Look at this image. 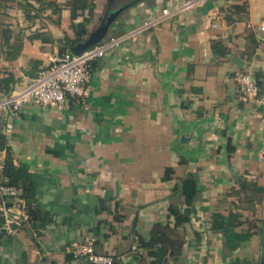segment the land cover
<instances>
[{
  "label": "crops",
  "instance_id": "crops-1",
  "mask_svg": "<svg viewBox=\"0 0 264 264\" xmlns=\"http://www.w3.org/2000/svg\"><path fill=\"white\" fill-rule=\"evenodd\" d=\"M6 1L0 79L13 84L0 94V135L29 175L42 221L32 234L30 226L0 229V264H88L71 255L89 242L119 264H151L144 252L136 258L135 233L173 228L171 207L188 222L176 228L180 254L164 264H264V109L240 101L235 81L252 72L264 83V0H135L108 37L158 22L93 62L81 102L29 104L11 119L4 102L59 53L58 40L75 36L62 6L70 0H15L36 9L33 19ZM92 1L87 31L107 11L106 0ZM186 177L196 180L190 202L180 192ZM11 216L23 218L16 208Z\"/></svg>",
  "mask_w": 264,
  "mask_h": 264
},
{
  "label": "built area",
  "instance_id": "built-area-1",
  "mask_svg": "<svg viewBox=\"0 0 264 264\" xmlns=\"http://www.w3.org/2000/svg\"><path fill=\"white\" fill-rule=\"evenodd\" d=\"M163 16L168 15L166 10L162 11ZM158 20L145 22L138 29L118 37H108L99 44L92 46L79 55H73L69 50L57 53L51 58L48 64L40 69L36 76L26 85L24 89L14 93L4 106L8 111V117L15 118L29 104L61 109L68 99L81 102L86 93V85L91 75V63L100 59L111 49L117 47L121 42L126 41L135 34L150 29ZM258 30L264 33V18L257 26ZM235 81L238 87L240 101H255L264 109V83L252 72H240L236 75ZM11 124L6 125V131L10 132ZM0 158V168H1ZM19 191L14 187L0 186V209L5 218L3 228L10 231L12 221L9 216L13 210L19 209L21 217L25 218L20 210ZM5 198L12 199L10 205ZM75 258H82L88 264H110L109 257L96 254L89 242L79 247L73 253Z\"/></svg>",
  "mask_w": 264,
  "mask_h": 264
},
{
  "label": "trees",
  "instance_id": "trees-1",
  "mask_svg": "<svg viewBox=\"0 0 264 264\" xmlns=\"http://www.w3.org/2000/svg\"><path fill=\"white\" fill-rule=\"evenodd\" d=\"M22 4L23 3H19L17 7L21 9L23 13H25V16H27L26 18H35V15H31V12H35L36 9L30 3L25 2L24 5ZM67 4L69 10V19L71 21V28L75 38L71 40L65 35L62 39L58 40V43L62 44V46L59 48V53H63L69 50V47H72L76 43L83 40V38L87 35L86 26L90 23L93 15V10L95 8L92 0H70ZM49 6H51V10L54 13H56L57 10H60L53 4H49ZM84 12H87L86 16L83 17L80 22L75 23L79 14ZM3 36L4 35H2V37ZM5 39L9 40V37H5ZM14 43L15 41L12 43V45L8 44V42L6 43L5 53L9 54V50L11 48L14 49ZM93 62L91 63V72ZM12 84L13 81H10L8 77L5 79H0V94L8 97L12 92ZM1 151H4V158L1 161L0 186L14 187L19 191L18 196L21 201L19 207L25 215V219H15L12 216H9V219L12 221V226L14 227V229H23L30 226L29 228L31 230H29V232L32 234V230L34 231L37 229L38 225L40 226L42 216L41 213H39L38 209L33 206V204L30 203L28 199L31 193L29 175L25 169H22L21 167H18L14 164L12 153L7 148L4 135H0V152ZM168 173L170 174V171L167 172L166 178H169ZM245 187L247 186L242 183L241 189H244ZM250 187L254 189V185H250ZM195 188L196 180L193 177H186L181 183L180 192L184 196L186 202H190L192 195L195 192ZM11 200L12 199L5 198V201L8 202L7 205H10ZM102 203L103 201L100 202V204ZM169 214H171L175 218V224L173 228H170L168 225L163 226L161 224H155L151 227L150 231L145 237H142L141 235L135 233V236L137 238L135 246V251L137 252L136 258L142 257L139 256L138 253L144 252L145 256L150 260L151 264H164L166 258L170 255L174 258V260L177 259L178 255L181 252V242L177 238L176 228L180 224L188 222V218L181 215L174 207H171L169 209ZM113 220L118 221L119 219L117 217H114ZM4 223L5 218L0 209V229H2ZM71 256L73 257V255ZM109 258L111 259L110 264L120 263L115 257Z\"/></svg>",
  "mask_w": 264,
  "mask_h": 264
},
{
  "label": "water",
  "instance_id": "water-1",
  "mask_svg": "<svg viewBox=\"0 0 264 264\" xmlns=\"http://www.w3.org/2000/svg\"><path fill=\"white\" fill-rule=\"evenodd\" d=\"M130 6H131V4H127V5H124L123 7H120L118 10L111 12L110 14H105L103 19L100 21L99 26L94 31L88 33V35L86 37H84L82 41H80V42L76 43L74 46L70 47L69 51L73 55H79L83 51H85L86 49H88L92 46H95V45L99 44L101 41H103L104 39H106L109 35L111 27L116 24L115 22L118 19L119 15L124 10L129 8ZM232 61L239 66L241 64L240 61L236 57H233ZM181 141H183V138L181 139ZM230 172H231V169H230ZM137 214L138 213L135 214V218H134L133 223H132V233H133V229H134L135 224H136ZM259 241H260V248H261L260 260H261V262H263V260H264V237H263V233L261 231L259 232Z\"/></svg>",
  "mask_w": 264,
  "mask_h": 264
},
{
  "label": "rangeland",
  "instance_id": "rangeland-1",
  "mask_svg": "<svg viewBox=\"0 0 264 264\" xmlns=\"http://www.w3.org/2000/svg\"><path fill=\"white\" fill-rule=\"evenodd\" d=\"M8 1H10V2H8L7 3V1H6V3H1V4H3L4 6L5 5H8V7H11V6H13V7H16V5H18L19 3H23L22 5H24L25 4V2H21V1H18V2H16L15 0H8ZM120 2L118 3V4H121V3H124V2H126L127 0H119ZM67 3L65 2L62 6H65V7H67ZM8 13H9V15H8V22H9V25L11 24V22L13 23V21H14V19H15V15H16V11H15V8L14 9H12V10H8ZM83 16H84V14L80 17V18H83ZM40 17L42 18L43 16H41L40 15ZM45 19H47V18H44L43 20H45ZM53 19V18H52ZM54 21L56 22L54 25H58V21H57V17H54ZM5 27V26H4ZM2 29H4V31H7V29H5V28H2Z\"/></svg>",
  "mask_w": 264,
  "mask_h": 264
},
{
  "label": "flooded vegetation",
  "instance_id": "flooded-vegetation-1",
  "mask_svg": "<svg viewBox=\"0 0 264 264\" xmlns=\"http://www.w3.org/2000/svg\"><path fill=\"white\" fill-rule=\"evenodd\" d=\"M133 1H135V0H127L124 3L118 4L120 2L119 0H106V10L107 11L105 12V14H110L111 12H114V11L118 10L120 7H123L124 5H127L129 3H132ZM103 17H102V19H103ZM102 19H100V21ZM100 21L95 22L94 25L92 26V28L90 29V31H87V32L90 33L92 31H94L99 26ZM88 33H87V35H88Z\"/></svg>",
  "mask_w": 264,
  "mask_h": 264
}]
</instances>
